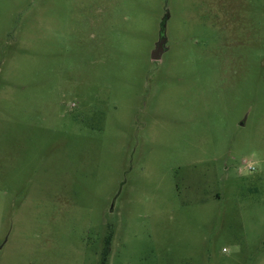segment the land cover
Instances as JSON below:
<instances>
[{"label":"rangeland","instance_id":"rangeland-1","mask_svg":"<svg viewBox=\"0 0 264 264\" xmlns=\"http://www.w3.org/2000/svg\"><path fill=\"white\" fill-rule=\"evenodd\" d=\"M253 149L264 0H0V264H264Z\"/></svg>","mask_w":264,"mask_h":264},{"label":"clouds","instance_id":"clouds-1","mask_svg":"<svg viewBox=\"0 0 264 264\" xmlns=\"http://www.w3.org/2000/svg\"><path fill=\"white\" fill-rule=\"evenodd\" d=\"M246 159L249 161L248 164L237 169L239 175L251 176L264 173V157L257 150H251ZM233 251H239V245H229L221 248L222 255H231Z\"/></svg>","mask_w":264,"mask_h":264},{"label":"water","instance_id":"water-1","mask_svg":"<svg viewBox=\"0 0 264 264\" xmlns=\"http://www.w3.org/2000/svg\"><path fill=\"white\" fill-rule=\"evenodd\" d=\"M163 23V22H162ZM164 25V23H163ZM166 47H165V34H164V26H162L160 33H159V38L157 42L154 45V48L152 49L150 53V58L151 60H159L162 56V54L165 52Z\"/></svg>","mask_w":264,"mask_h":264},{"label":"trees","instance_id":"trees-1","mask_svg":"<svg viewBox=\"0 0 264 264\" xmlns=\"http://www.w3.org/2000/svg\"><path fill=\"white\" fill-rule=\"evenodd\" d=\"M109 247H110V236H108V238L106 239L105 249L103 251L102 261L100 264H105V262L107 261Z\"/></svg>","mask_w":264,"mask_h":264}]
</instances>
